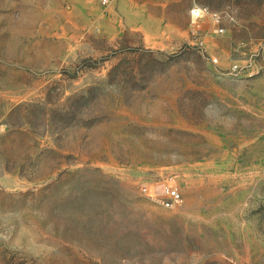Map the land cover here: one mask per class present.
<instances>
[{"label": "rangeland", "instance_id": "374dc122", "mask_svg": "<svg viewBox=\"0 0 264 264\" xmlns=\"http://www.w3.org/2000/svg\"><path fill=\"white\" fill-rule=\"evenodd\" d=\"M263 55L264 0H0V264H264Z\"/></svg>", "mask_w": 264, "mask_h": 264}, {"label": "built area", "instance_id": "2783aa9c", "mask_svg": "<svg viewBox=\"0 0 264 264\" xmlns=\"http://www.w3.org/2000/svg\"><path fill=\"white\" fill-rule=\"evenodd\" d=\"M97 3L101 6H106L110 0H96ZM158 2L164 3V2H170L174 0H157ZM190 16L193 22H199L203 19L204 16H209L213 23L216 25V32L218 34H221L224 32V29L219 26L220 23V15L218 13H210L207 7L204 6H196L190 10ZM202 43V42H201ZM264 59V55H263ZM217 59H212L213 63H216ZM241 68L237 65L234 64L231 67V70L233 72L239 71ZM141 193L147 197L149 200L152 202L166 208V209H172L176 208L180 205L182 202V197L179 192V189L175 186H164L162 189L161 194L155 193L154 190L148 189L147 187H142Z\"/></svg>", "mask_w": 264, "mask_h": 264}, {"label": "crops", "instance_id": "0c3cea01", "mask_svg": "<svg viewBox=\"0 0 264 264\" xmlns=\"http://www.w3.org/2000/svg\"><path fill=\"white\" fill-rule=\"evenodd\" d=\"M226 52H227V49L224 48V49L221 50V52H220V51L218 52V56L221 57V55H222L223 53L225 54Z\"/></svg>", "mask_w": 264, "mask_h": 264}]
</instances>
